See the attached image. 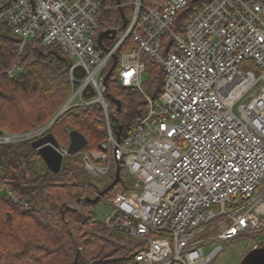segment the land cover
Instances as JSON below:
<instances>
[{"label":"built area","instance_id":"1","mask_svg":"<svg viewBox=\"0 0 264 264\" xmlns=\"http://www.w3.org/2000/svg\"><path fill=\"white\" fill-rule=\"evenodd\" d=\"M188 3L0 0V22L20 38V50L40 37L41 45H57L73 61L65 109L97 103L103 110L106 140L79 154L92 177L115 176L122 166L133 179L132 190L116 194L100 222L142 244L129 264H211L224 242L264 229V0H201L182 31H172ZM124 5L131 8L126 27L122 21L109 28L116 36L99 49L98 14ZM123 46L117 79L142 94L146 110L117 140L118 111L103 82ZM142 55L163 70L157 97L142 89ZM47 129L0 131V147ZM0 193L22 204L1 178Z\"/></svg>","mask_w":264,"mask_h":264},{"label":"trees","instance_id":"2","mask_svg":"<svg viewBox=\"0 0 264 264\" xmlns=\"http://www.w3.org/2000/svg\"><path fill=\"white\" fill-rule=\"evenodd\" d=\"M200 4L201 0H189L187 7L176 13L171 30L181 32ZM130 15L131 8L127 5L103 10L98 14L99 30L117 26L123 18L128 21ZM105 41L103 44H112ZM20 44V38L0 22V130L12 133L32 131L46 124L71 92L69 69L73 61L59 46H43L40 37L27 40L21 50ZM106 47L103 45L102 49ZM125 49L123 46L116 52L117 63L105 84L107 95L120 102L114 122L116 127H122V137L142 119L146 110L142 94L121 86L117 79L119 56ZM141 60L146 77L142 89L157 97L163 84V70L147 55H142ZM13 67L10 76L7 72ZM75 74L83 76L80 70ZM110 104L116 108L114 103ZM50 130L55 137L56 132L67 136L69 131L78 130L88 140L86 150L98 149L107 138L104 113L97 103L70 108ZM40 162L27 141L0 149L1 182L28 204L24 210L0 193V264H73L74 260L77 264H129L142 244L124 233L107 229L95 219L93 208L103 198L91 203L113 183L115 176L106 177V184L98 186L84 170L79 154L64 156L57 174L51 173L42 162L38 165ZM132 183V177L120 166L117 183L103 197L111 201L118 193H128ZM250 237L251 241H258V247L264 241L250 235L239 239ZM78 247L82 248L81 253Z\"/></svg>","mask_w":264,"mask_h":264},{"label":"water","instance_id":"3","mask_svg":"<svg viewBox=\"0 0 264 264\" xmlns=\"http://www.w3.org/2000/svg\"><path fill=\"white\" fill-rule=\"evenodd\" d=\"M116 1L119 2V0ZM125 25H126V20L123 18L121 27L124 28ZM115 36H116L115 29H107L105 31H101L97 37V44L99 46H102L103 40L105 39L113 40ZM115 64H116V59L114 58V63L110 71L113 69ZM107 97L109 98L110 102L116 105V111H118L120 108V102L114 98H111L109 95H107ZM115 134L117 140H120V136L122 134L121 126L117 128ZM87 144H88V140L81 132H79L78 130L69 131L68 144L66 147V155L75 156L79 154L80 151L83 150ZM30 147L32 150H35L37 152L42 163L51 173L57 174L60 172L64 156L58 150L60 148V144L58 143V141L51 132L47 133L42 138L32 142L30 144ZM118 179H119V169L116 171L113 183L108 188H106L102 193L96 196L93 200H91V203L95 204L100 198H102L104 192L108 191L111 187H113L117 183ZM73 264H76V260H74ZM239 264H264V241L260 247L253 248L250 251H248L240 260Z\"/></svg>","mask_w":264,"mask_h":264},{"label":"rangeland","instance_id":"4","mask_svg":"<svg viewBox=\"0 0 264 264\" xmlns=\"http://www.w3.org/2000/svg\"><path fill=\"white\" fill-rule=\"evenodd\" d=\"M124 4H127V3H124ZM109 28H107V29H109ZM107 29H105V30H107ZM105 30H101V31H105ZM105 42H108V41L106 40ZM104 45L107 46V43H105ZM144 80H146L145 75H143V81ZM49 132H51V130ZM56 137H57L56 140L58 141V143L60 144L61 147L67 146L68 135L62 136V135H60V133L56 132ZM41 162L38 163V165L41 166L42 165ZM92 179L98 186H104L106 184V181L108 180V178H106V177H103V178L92 177ZM112 209H113V207L111 205V201L108 200V198L105 199L103 197V199H100V201L93 208V213L95 215V219L98 222L104 221V219L108 215H110V213L112 212ZM255 238L259 239L260 241H263L264 240V231L262 230V232H260L258 234V236ZM240 239L239 240L238 239L233 240L232 242H230V241L224 242L222 244L223 245V251L214 259V261L211 264H239V262L243 258V256L248 251H250L251 249L254 248L253 247L254 245H256L258 247V241L257 240L251 241V237H250V239L249 238L248 239H242V240H240Z\"/></svg>","mask_w":264,"mask_h":264},{"label":"bare ground","instance_id":"5","mask_svg":"<svg viewBox=\"0 0 264 264\" xmlns=\"http://www.w3.org/2000/svg\"><path fill=\"white\" fill-rule=\"evenodd\" d=\"M115 3H117V4H120L119 2H117L116 0H115ZM126 24H127V21H126ZM125 27H126V25H125ZM124 27V28H125ZM7 28V27H6ZM8 29V28H7ZM101 32V31H100ZM99 32V33H100ZM98 33V34H99ZM13 35V34H12ZM98 37V36H97ZM18 38V37H17ZM106 40V39H105ZM104 41V40H103ZM107 41H109V40H107ZM103 48V42H102V46H100L99 47V49H102ZM70 70V69H69ZM110 71V70H109ZM109 71H106L105 72V74H104V84H106V80H107V78L109 77V75H110V73H111V71L109 72ZM106 77V78H105ZM71 92H72V86H71ZM71 94V93H70ZM108 98V97H107ZM109 100V99H108ZM110 101V100H109ZM110 103H112V102H110ZM72 108V107H71ZM70 108H68V109H65V103H64V105L61 107V109L59 110V112L56 114V116L53 118V119H51L50 121H48L46 124H44L43 126H41V127H44V126H48V129H47V131L44 133V135H42L41 137H39V138H37V139H34V140H31V141H27L29 144H31L32 142H34V141H36V140H38V139H40V138H42L43 136H45L47 133H49V131H50V128L52 127V125L54 124V122L57 120V118L60 116V115H62L64 112H66L67 110H69ZM116 109V108H115ZM41 127H39V128H37V129H40ZM37 129H35V130H37ZM35 130H32V131H28V132H33V131H35ZM0 131H2V130H0ZM117 131V130H116ZM116 131H115V133H116ZM2 132H5V131H2ZM28 132H22V133H28ZM5 133H11V134H22V133H12V132H5ZM116 135V134H115ZM23 142V141H22ZM19 143V142H18ZM8 145H10V144H8ZM88 145V144H87ZM87 145H86V147H87ZM3 146H6V145H3ZM3 146H1L0 147V149L3 147ZM67 147V146H66ZM65 147V148H66ZM86 147L84 148L85 150H86ZM60 148H61V146H60ZM82 151V150H81ZM80 151V152H81ZM64 156H67L66 154L64 155ZM104 195V194H103ZM103 198V197H102ZM24 204H26L27 205V207L26 206H22V208L24 209V210H27V208H28V204H27V202L25 201V200H23L22 199V204L21 205H24ZM81 249V250H80ZM78 251L81 253L82 252V248L81 247H78ZM76 264H77V261H76Z\"/></svg>","mask_w":264,"mask_h":264}]
</instances>
